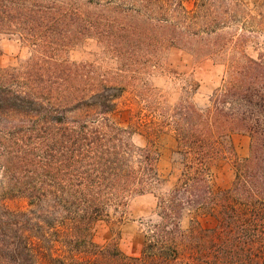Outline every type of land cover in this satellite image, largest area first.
Here are the masks:
<instances>
[{
    "label": "trees",
    "instance_id": "obj_1",
    "mask_svg": "<svg viewBox=\"0 0 264 264\" xmlns=\"http://www.w3.org/2000/svg\"><path fill=\"white\" fill-rule=\"evenodd\" d=\"M210 1L193 0L191 10L183 0L4 6L29 57L0 70V264H264V57L245 52L244 35L224 32L230 15L222 0L216 9ZM90 37L117 61L114 74L68 60ZM166 47L221 62L224 77L203 109L185 99L169 111L179 173L156 197L158 221L139 253L127 257L115 242L96 243L95 231L108 209L118 213L164 182L154 147L163 123L122 128L111 116L129 74ZM134 134L143 147L131 143ZM231 134L249 138V154L234 161L230 188L214 194L211 168ZM14 200L26 207L9 208ZM185 214L214 225L192 220L184 231Z\"/></svg>",
    "mask_w": 264,
    "mask_h": 264
},
{
    "label": "rangeland",
    "instance_id": "obj_2",
    "mask_svg": "<svg viewBox=\"0 0 264 264\" xmlns=\"http://www.w3.org/2000/svg\"><path fill=\"white\" fill-rule=\"evenodd\" d=\"M9 1L13 0H0V70L18 69L29 57V49L18 41V30L12 28L14 17L4 9ZM14 1L19 3V0ZM183 1L188 10L193 9V0ZM152 6L158 13L160 5L153 2ZM209 6L216 9L220 5L217 0H212ZM222 7L230 15L224 32L234 37L244 35L247 41L245 52L253 58L264 57V0H222ZM164 11H169V2L164 4L161 13ZM142 13L152 15L145 10ZM67 58L70 62L89 64L102 73L114 74L117 69V61L92 37L72 48ZM129 75L131 78H127L123 85L124 93L117 101V111L111 120L122 128H128L136 120L163 123L154 147L157 170L164 182L152 193L130 198L127 206L118 213L108 209V218L96 228V243L115 242L127 257L139 253L148 226L158 221L156 197L169 191L179 173L176 141L166 124L169 123V111L185 99L199 109L208 105L209 97L224 77V66L213 58L197 57L187 48L166 47L154 54L147 68ZM131 143L136 147L145 145L138 134L133 135ZM249 144V138L242 134H231L226 139L224 155L215 161L210 172L209 183L214 194L230 188L234 179L233 163L248 156ZM6 205L9 208L26 207L23 200L6 201ZM192 220L201 229L214 225L209 217L193 219L190 214H185L180 222L181 229L187 230Z\"/></svg>",
    "mask_w": 264,
    "mask_h": 264
}]
</instances>
